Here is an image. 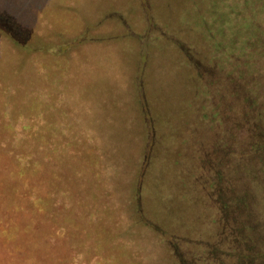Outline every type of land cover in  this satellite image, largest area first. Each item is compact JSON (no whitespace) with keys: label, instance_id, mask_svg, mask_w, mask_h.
<instances>
[{"label":"rangeland","instance_id":"obj_1","mask_svg":"<svg viewBox=\"0 0 264 264\" xmlns=\"http://www.w3.org/2000/svg\"><path fill=\"white\" fill-rule=\"evenodd\" d=\"M248 252L264 264V0H0V264Z\"/></svg>","mask_w":264,"mask_h":264},{"label":"trees","instance_id":"obj_2","mask_svg":"<svg viewBox=\"0 0 264 264\" xmlns=\"http://www.w3.org/2000/svg\"><path fill=\"white\" fill-rule=\"evenodd\" d=\"M24 171L27 172V168L26 167H24ZM233 233H234V230L231 228L230 229V234H233ZM248 245L250 246V244H248ZM253 257L254 256H251V254L249 252L244 254V260H245L246 264H251V258H253Z\"/></svg>","mask_w":264,"mask_h":264}]
</instances>
